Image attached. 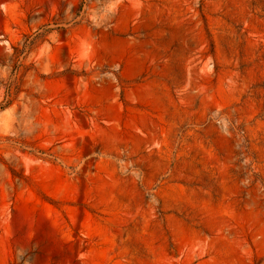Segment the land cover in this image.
Masks as SVG:
<instances>
[{
    "label": "rangeland",
    "instance_id": "rangeland-1",
    "mask_svg": "<svg viewBox=\"0 0 264 264\" xmlns=\"http://www.w3.org/2000/svg\"><path fill=\"white\" fill-rule=\"evenodd\" d=\"M0 264H264V0H0Z\"/></svg>",
    "mask_w": 264,
    "mask_h": 264
}]
</instances>
